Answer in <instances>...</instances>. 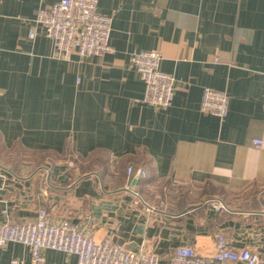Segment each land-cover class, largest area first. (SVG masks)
Here are the masks:
<instances>
[{"label": "crops", "instance_id": "obj_1", "mask_svg": "<svg viewBox=\"0 0 264 264\" xmlns=\"http://www.w3.org/2000/svg\"><path fill=\"white\" fill-rule=\"evenodd\" d=\"M56 1L0 0V220L45 208L161 264L182 245L212 254L220 232L264 259V0H99L113 51L87 57L59 54L36 22ZM145 49L174 75L167 107L145 100L131 59ZM207 87L228 92L224 118L201 110ZM15 258L30 264L28 245L0 248Z\"/></svg>", "mask_w": 264, "mask_h": 264}, {"label": "built area", "instance_id": "obj_2", "mask_svg": "<svg viewBox=\"0 0 264 264\" xmlns=\"http://www.w3.org/2000/svg\"><path fill=\"white\" fill-rule=\"evenodd\" d=\"M99 0H59L48 7L40 8L36 17L44 33L52 40L57 52L66 57L71 52L80 57L101 55L113 51L110 43L112 17L100 13ZM136 66L145 83V100L155 105L167 107L172 103L175 91L174 75L161 68L162 56L158 50L145 49L132 54ZM230 96L224 90L205 88L200 108L224 118L229 111ZM261 145L263 140H253ZM132 166L127 168L131 173ZM144 174V170H140ZM206 202L218 210H227V205L219 199ZM146 208H150L146 205ZM8 242L28 245L31 253L30 264H45L44 249H56L73 253L77 264H161L160 256L142 247L135 251L110 238L101 241L83 232L69 220L54 222L47 209L39 210L37 216L28 221L0 220V248ZM264 264L261 254L249 247L235 248L230 238L216 233L214 252L200 255L190 245L177 247L168 264ZM10 264H21L12 259Z\"/></svg>", "mask_w": 264, "mask_h": 264}, {"label": "rangeland", "instance_id": "obj_3", "mask_svg": "<svg viewBox=\"0 0 264 264\" xmlns=\"http://www.w3.org/2000/svg\"><path fill=\"white\" fill-rule=\"evenodd\" d=\"M257 206H260L261 207V206H264V204L263 205H257Z\"/></svg>", "mask_w": 264, "mask_h": 264}]
</instances>
